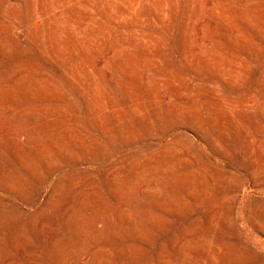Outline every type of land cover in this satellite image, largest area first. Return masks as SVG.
<instances>
[{
	"label": "rangeland",
	"instance_id": "374dc122",
	"mask_svg": "<svg viewBox=\"0 0 264 264\" xmlns=\"http://www.w3.org/2000/svg\"><path fill=\"white\" fill-rule=\"evenodd\" d=\"M0 264H264V0H0Z\"/></svg>",
	"mask_w": 264,
	"mask_h": 264
}]
</instances>
